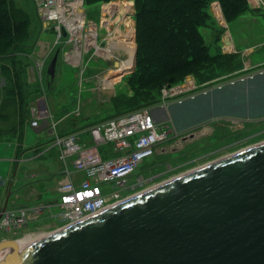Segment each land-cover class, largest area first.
Returning <instances> with one entry per match:
<instances>
[{"label":"rangeland","instance_id":"rangeland-1","mask_svg":"<svg viewBox=\"0 0 264 264\" xmlns=\"http://www.w3.org/2000/svg\"><path fill=\"white\" fill-rule=\"evenodd\" d=\"M260 2L263 3L264 0H257L252 4L261 7ZM111 3H118L119 6L127 3L129 8L123 7L116 13L105 12L104 5ZM8 6L10 18L17 24L14 23L10 29L3 28L2 34L7 35L6 37L0 35V203L4 200L7 187V193L10 192L8 207L27 203H52L59 197L56 187L65 176L62 175V162L53 148V134L48 133L51 128L48 129L45 123L37 128H32L29 124L32 116L30 109L39 108L40 112L43 101L51 108L54 121L59 123L56 128L58 133L110 118L111 113H105L110 109V102L126 101V98L132 96L140 99L138 107H149V111L157 107L165 109L167 117L159 124L168 123L175 136L156 146L154 155L146 159L141 168L129 178L128 185L134 186L131 195H138L209 163L264 143V84L260 85L263 76H257L255 82L245 81L261 70L245 73V55L241 51L234 54L232 47H223L224 40L229 38L237 49L244 48L246 31L251 36L258 31L264 34V8L260 10L259 7L248 6L247 11L243 12L244 17H238L231 24L226 21L222 3L213 2L207 9L210 18L205 28L200 30L211 56L206 64L215 68L216 64L224 63L228 56L234 54L235 59L241 62L239 71L218 74L216 69L212 74L214 77L204 80L189 69L185 76H176L179 80L172 87L159 84L163 83L161 80L140 89L139 83L136 84L139 79L138 73H135L136 61L133 72L124 76H112L116 69L114 62L122 63L129 58L122 49L127 44L123 37L127 29L126 22H130L132 28L127 36H131V43L134 48L137 47L134 22L136 9L133 0L102 1L92 6L84 4L86 22L90 21L91 26L94 24L97 27L93 25L97 32V46L100 44V48H103L97 50L95 55L93 48L88 53L83 52L91 46L82 49V44L74 41L65 40L55 44L54 35L46 29L48 27L42 24L38 16L36 0H8ZM250 12L258 16L251 17ZM248 17L258 20V24ZM251 45V49L256 46L252 41ZM75 48L83 52L78 66L71 65L66 59V54ZM55 52L58 53V58L55 76L51 80L46 71ZM255 58L256 61L261 60V56L256 55ZM43 60V68L39 71L37 64ZM219 69L224 68L220 66ZM72 79L74 88L67 95V85ZM240 80L246 83L239 82ZM16 83L21 85L19 91L22 94H17V88L13 93L11 85L16 86ZM230 83L235 86H228ZM247 83L252 86L248 87ZM175 87L185 91L163 97V91ZM204 93L207 94L203 95ZM20 105L27 122L23 125L22 141L18 144L13 138L6 137L18 123ZM69 122L73 124L69 125ZM70 162L71 159L67 162L69 171L72 170ZM36 187H39L38 195L32 190H36ZM63 224L64 222L53 219L48 212H44L37 221L16 234L0 232V241L2 238H21L30 233H33V241L55 233ZM15 241L12 242L16 243Z\"/></svg>","mask_w":264,"mask_h":264},{"label":"water","instance_id":"water-1","mask_svg":"<svg viewBox=\"0 0 264 264\" xmlns=\"http://www.w3.org/2000/svg\"><path fill=\"white\" fill-rule=\"evenodd\" d=\"M136 49L121 76L134 71ZM57 58L47 67L51 80ZM0 264H264V143L59 229Z\"/></svg>","mask_w":264,"mask_h":264},{"label":"built area","instance_id":"built-area-1","mask_svg":"<svg viewBox=\"0 0 264 264\" xmlns=\"http://www.w3.org/2000/svg\"><path fill=\"white\" fill-rule=\"evenodd\" d=\"M36 4L38 16L54 35L55 44L65 40L74 41L81 43L82 49L91 46L83 52L88 53L93 48L94 55L97 48L103 49L100 44L97 46V32L94 27L92 29L94 24L91 26L90 21L86 22L84 0H36ZM93 31L96 34L95 46L89 40ZM81 51L76 48L69 51L66 54L68 63L78 66L82 60ZM43 65L44 60L38 62L39 71ZM172 90L163 91V97L172 96ZM31 114L29 124L32 128L45 122L40 112L32 109ZM54 125L56 123L52 124L53 148L58 149V158L63 165L62 175L65 176L56 187L58 199L52 203H27L13 207H8L7 203L2 211L5 200L3 194L4 200L0 203V232L16 234L37 221L44 212L64 222L59 230L134 197L131 195L134 186L128 185L129 178L141 168L146 159L154 155L156 146L175 136L168 123H157L147 109L99 122L83 133L59 136L54 134ZM69 159L71 171L67 168ZM55 210L57 213H53ZM31 235L33 233L24 234L21 238H2L0 243L32 239Z\"/></svg>","mask_w":264,"mask_h":264},{"label":"trees","instance_id":"trees-1","mask_svg":"<svg viewBox=\"0 0 264 264\" xmlns=\"http://www.w3.org/2000/svg\"><path fill=\"white\" fill-rule=\"evenodd\" d=\"M102 1L108 2L113 0H84V3L92 6ZM133 1L134 8L136 9L134 21L137 45L135 73H138L137 78L139 79L136 84L139 83L138 86L140 89L148 85L151 86V84H155L161 80L163 83L159 84L172 87L177 84L179 77L181 78L186 75L189 69H191L190 72H193L194 75L197 74V77L202 76L200 79L204 80L214 77L215 75L212 74L216 69L218 74L230 73L235 70L239 71L241 62L235 59V53L228 56L227 61H224V63L216 64L215 68L211 67L212 65L209 66L206 64L211 60V56L208 54L207 47H205L200 30L205 28L206 22L210 18L207 9L213 2L222 3V10L224 9L225 11L226 21L228 24H231L238 17L243 16L244 11H247L248 4L246 0ZM8 9V0H0V35L2 34L3 28L7 27V29H10L15 23L11 20ZM1 36L6 37L7 35L2 34ZM220 66L224 69L220 70ZM176 76L179 77L176 78ZM67 86L66 94L68 95L74 88V80L72 79ZM11 88L13 93L16 91V88L18 89L17 94L21 93L19 91L21 90V85L16 83V86H13L12 84ZM134 88L136 87L134 86ZM14 97L16 100L15 95ZM139 100L137 96H132L131 98H126V101L119 100L116 103L114 101L113 103L110 102V109L105 112L111 113L112 116L110 118L97 120L89 126L72 131L60 132L58 135L64 136L73 133H83L99 122L149 108L138 107ZM21 106L19 109L18 123L12 128V131L8 132L10 134L6 137L15 139L18 144L22 141L23 125L27 122V120L25 121L26 118H24L23 107L21 108ZM29 117L30 113L28 111L27 118ZM93 118L91 117V119ZM68 124L72 125L73 123L69 122ZM1 140L2 138H0Z\"/></svg>","mask_w":264,"mask_h":264},{"label":"crops","instance_id":"crops-1","mask_svg":"<svg viewBox=\"0 0 264 264\" xmlns=\"http://www.w3.org/2000/svg\"><path fill=\"white\" fill-rule=\"evenodd\" d=\"M247 1V4H248V6L249 7H259V5L258 4H255V5H253L252 3L253 2H257V0H246ZM261 4H262V6L261 7H259V9L261 10V9H263L264 8V2L262 3V2H260ZM263 11H264V9H263ZM250 13H252L250 16L251 17H254V16H258L257 14H255V13H253V12H250ZM246 15V14H245ZM249 16V17H250ZM244 17V16H243ZM247 17V16H246ZM249 17H248V19H249ZM40 18V17H39ZM220 19H221V17H220ZM40 20H41V18H40ZM249 20H252V21H254L256 24H258V20H256V19H249ZM41 22H42V20H41ZM42 24H43V22H42ZM100 24H102V23H100ZM43 25H45V24H43ZM104 26H105V23H104ZM110 26H112V24H110ZM106 27V26H105ZM92 29H94L93 28V26H92ZM106 29V28H105ZM245 31H246V29H245ZM95 36H96V34H95V32L93 31L90 35H89V40L91 41V45L93 44L94 46H95ZM119 40L121 39V36L118 38ZM118 40V41H119ZM251 41H252V43L253 44H256V46H254L253 47V49H251V47H252V45H251ZM250 43V44H249ZM115 44V43H114ZM248 44V45H247ZM240 45V44H239ZM245 47L244 48H242V49H240V48H238L237 49V47L236 46H232V52L233 51H241L242 52V55H245V57H246V60H245V65H251L252 64V62H254L253 63V65L254 64H257V63H260V62H262V61H264V34L263 33H261L260 31H258L256 34H254L253 36H251L250 35V33L249 32H245ZM222 47V46H221ZM223 47H224V44H223ZM239 47V46H238ZM97 50L99 51V50H101V49H99V48H97ZM258 56V57H260L261 56V60H259V61H256V59L257 58H255V56ZM86 67L88 66V63H86V65H85ZM114 72V71H113ZM113 72H112V76H113ZM263 76V78H262V82L260 83V85H262L263 86V84H264V75H262ZM262 76H260V77H257V78H261ZM256 78V79H257ZM249 81H252V80H248V83H249ZM254 81V80H253ZM247 82V81H246ZM245 82V83H246ZM259 85V86H260ZM42 100V99H41ZM43 101V100H42ZM33 110H36V111H38L39 112V108H32ZM32 109H30L31 110V112H32ZM164 110L165 109H163V107H157L156 109L154 108L153 110H151V114H152V116H154L153 117V119L157 122V123H159L160 121H162V120H164V119H166V117L167 116H165V112H164ZM51 108L49 107V105H47L44 101H43V105H42V110H40V117H44L45 118V122H43V123H41V125L42 124H44L45 123V125H47V127H49L48 129H50L51 128V131H49L48 133H52L53 132V130H52V128H53V126H52V124L53 123H56V125H54V134H58V132H57V126H58V121L57 122H55L54 121V119H53V115L51 114ZM155 112H157V115L155 114ZM44 115V116H43ZM52 115V116H51ZM156 115V116H155ZM47 120V121H46ZM40 125V126H41ZM39 126V127H40ZM13 140H15V139H13ZM53 149V148H52ZM56 150L55 151H57L58 149L57 148H55ZM19 153V152H18ZM57 154H58V151H57ZM69 170V169H68ZM63 172V171H62ZM33 191H36L37 193H35V192H33L34 194H36V195H38V190H39V187H36V190L35 189H32ZM10 198V197H9Z\"/></svg>","mask_w":264,"mask_h":264},{"label":"bare ground","instance_id":"bare-ground-1","mask_svg":"<svg viewBox=\"0 0 264 264\" xmlns=\"http://www.w3.org/2000/svg\"><path fill=\"white\" fill-rule=\"evenodd\" d=\"M125 8V9H128L129 8V5L127 4V3H124V4H122V5H120L119 6V4L118 3H111V4H108V5H104V11L105 12H114L115 11V13L116 12H118L117 10H119L120 11V9L121 8ZM81 23H82V21H81ZM80 23V24H81ZM82 25V24H81ZM125 26H127V29H126V32L125 33H123V37H124V39L126 40L125 42H127V44H125V45H123V47H122V49L123 50H125V52L129 55V58L126 60V61H123L122 63H119V66L115 69V70H113L114 72H113V76L115 75V76H119L120 74H122V73H124V72H126V71H128V69L131 67V65L133 64V53H134V45H133V43H131V39H130V37L131 36H127L128 34H130L131 33V31H132V28L130 27L131 25H130V22H126V24H125ZM130 29V30H129ZM122 37V38H123ZM94 44V43H93ZM92 44V45H93ZM119 44H121V43H119ZM109 53V51L106 53V55ZM105 55V56H106ZM262 75H264V74H262ZM261 75V76H262ZM257 81V80H256ZM252 82H255V81H252ZM250 83V82H249ZM248 84V83H247ZM255 84V83H254ZM245 86V85H244ZM249 86H252L251 84H248V87ZM182 88V87H181ZM185 89H178V88H175V89H173L172 91H171V95H172V93L175 95V94H178V93H181L182 91H184ZM49 235H44L42 238H40V239H33V241H31L32 239H28L27 240V238H24V239H21V240H17L16 239V243H14V242H10V243H8V244H6V246H4L3 247V249H1L0 250V260L1 259H3V258H5L6 256H9L10 254H12V253H14L15 251H17V250H20V249H25V248H27L28 246H31L32 244H34V243H36L37 241H40V240H42V239H44V238H46V237H48Z\"/></svg>","mask_w":264,"mask_h":264},{"label":"flooded vegetation","instance_id":"flooded-vegetation-1","mask_svg":"<svg viewBox=\"0 0 264 264\" xmlns=\"http://www.w3.org/2000/svg\"><path fill=\"white\" fill-rule=\"evenodd\" d=\"M233 53H237V51H233ZM245 67H247V69H245V73H253L256 72L258 70H263L264 69V61L257 63V64H251V66L245 65ZM231 76V75H229Z\"/></svg>","mask_w":264,"mask_h":264}]
</instances>
